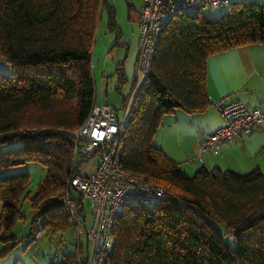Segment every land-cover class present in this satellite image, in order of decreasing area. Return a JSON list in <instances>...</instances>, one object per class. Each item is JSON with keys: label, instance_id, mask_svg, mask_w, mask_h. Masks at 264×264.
Here are the masks:
<instances>
[{"label": "trees", "instance_id": "obj_1", "mask_svg": "<svg viewBox=\"0 0 264 264\" xmlns=\"http://www.w3.org/2000/svg\"><path fill=\"white\" fill-rule=\"evenodd\" d=\"M201 12L162 31L118 140L121 167L161 185L165 199L120 211L104 264H264V175L201 168L188 176L153 144L165 116L208 107L211 55L264 44V0H233L215 20ZM103 15L118 39L108 0H0V58L11 70L0 76V244H9L1 258L21 242L12 229L25 220L24 203L31 212L26 238L36 230L52 238L71 227L61 198L73 132L95 102L93 49ZM116 72L119 91L125 76ZM22 169L41 171L33 190L29 176L16 172ZM87 253L74 248L59 264H78Z\"/></svg>", "mask_w": 264, "mask_h": 264}, {"label": "built area", "instance_id": "obj_2", "mask_svg": "<svg viewBox=\"0 0 264 264\" xmlns=\"http://www.w3.org/2000/svg\"><path fill=\"white\" fill-rule=\"evenodd\" d=\"M232 1L141 0L136 74L142 78L149 74L162 31L171 20L192 17L206 7L227 8ZM130 106L119 121L116 111L95 97L86 120L73 132L71 170L61 201L74 230L76 251L88 250L86 260L79 256L78 264H104L113 243V222L123 208L155 206L165 199L161 185L121 167L118 140ZM214 106L222 126L202 140L199 156L206 151L217 154L223 144L248 136L256 125L264 124V107H249L239 98L219 100ZM85 201L89 212H85ZM42 236V230L31 234L34 240Z\"/></svg>", "mask_w": 264, "mask_h": 264}, {"label": "crops", "instance_id": "obj_3", "mask_svg": "<svg viewBox=\"0 0 264 264\" xmlns=\"http://www.w3.org/2000/svg\"><path fill=\"white\" fill-rule=\"evenodd\" d=\"M132 8L133 5L130 9ZM140 8L141 3L137 10V23ZM105 23L106 21H104V26H106ZM117 27L120 33L119 26L117 25ZM107 45L108 41L103 43L101 35L98 33L93 49L94 80L97 78L96 75L100 77L104 75L109 64V54L117 46V50L120 49V54L117 53L113 57V62H115L113 74L118 78L116 69L122 68V73L125 76V82L122 85L127 84V94L121 96L120 102L125 96L127 107L132 104L144 81V78L135 72L139 47L138 28L133 39L123 40L119 37L115 38L112 45ZM10 72L8 63L0 58V76ZM205 89L209 100L208 107L203 112L196 114H186L181 110H176L165 116L161 127L154 136L153 143L160 146L169 158L177 162L188 176L201 168L206 170L216 168L220 171H232L240 175L259 170L264 175V124L256 125L248 136H241L236 141L223 144L217 154L206 151L199 156V146L202 140L222 126V121L214 106L215 102L239 98L249 107H264V44L240 46L211 55L206 63ZM16 172L29 176V190H33L41 179L37 169H22ZM1 176L0 174V178ZM23 208L27 210L24 213L25 220L18 221L12 229V234L21 242L11 248L3 258L0 257V264H37L35 261L37 241L42 238L31 242L32 238L25 237L29 233L31 212L27 203L23 204ZM20 222L23 224L21 228H18ZM70 228L71 233L74 234L73 228ZM43 237L52 239L48 236ZM62 239L61 237L60 241ZM7 246L9 244H0V251ZM60 248L61 245H58L57 250ZM55 262L57 261L55 260Z\"/></svg>", "mask_w": 264, "mask_h": 264}, {"label": "rangeland", "instance_id": "obj_4", "mask_svg": "<svg viewBox=\"0 0 264 264\" xmlns=\"http://www.w3.org/2000/svg\"><path fill=\"white\" fill-rule=\"evenodd\" d=\"M108 2L113 6L115 12V21L119 26L120 37L123 40L133 39L137 33L138 23H137V10L141 3V0H108ZM133 5V8L131 6ZM130 6V7H129ZM227 8L223 7H206L203 8L201 13L210 20H215L220 17ZM105 15L102 16L101 24L98 30L99 35H101V39L103 43L108 41V45H112L115 40L114 32H111L106 26H104ZM97 33V35H98ZM117 46L110 52L108 57V67L102 77L97 76L95 78V86H96V95L98 100H102L105 103H109L113 107L117 109L116 113L118 114L119 121H122L124 116L123 108H119L120 99L122 95L127 94V84L120 86V90H115V86L117 84V77L113 74V57L116 54H120V49L117 50ZM155 146L159 147L157 144L153 143ZM161 149V148H160ZM40 177H42L41 171L37 169ZM194 174V173H193ZM191 174L190 176H192ZM38 183V182H37ZM85 212L88 211V203L85 201ZM27 210L23 209V212L26 213ZM90 221L89 215L87 216V224ZM23 223L20 222L18 228H21ZM63 238L60 241V238ZM75 235L71 233V228L67 229L63 234H58L52 239H48L46 237H42L40 241H37V257L35 261L37 264H59L63 255H69L74 253V245L73 240ZM231 245L234 246L233 238H230ZM58 245H61L60 250L58 249ZM57 261L54 263V261Z\"/></svg>", "mask_w": 264, "mask_h": 264}]
</instances>
